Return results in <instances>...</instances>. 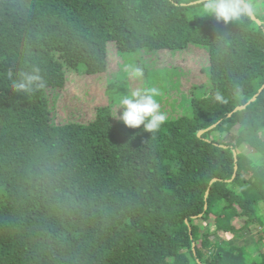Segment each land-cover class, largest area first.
Returning a JSON list of instances; mask_svg holds the SVG:
<instances>
[{
	"label": "trees",
	"instance_id": "obj_1",
	"mask_svg": "<svg viewBox=\"0 0 264 264\" xmlns=\"http://www.w3.org/2000/svg\"><path fill=\"white\" fill-rule=\"evenodd\" d=\"M205 3L0 0V264H264V10L225 24ZM109 41L126 53L207 46L208 92L155 132L113 122L109 103L56 123L55 54L86 53L102 73ZM33 68L44 86L16 91Z\"/></svg>",
	"mask_w": 264,
	"mask_h": 264
},
{
	"label": "rangeland",
	"instance_id": "obj_2",
	"mask_svg": "<svg viewBox=\"0 0 264 264\" xmlns=\"http://www.w3.org/2000/svg\"><path fill=\"white\" fill-rule=\"evenodd\" d=\"M251 2L255 10L258 8L264 10V6L261 5L264 4V0ZM83 57H87V54L80 51L54 56V61L58 62L54 71L66 73V81L62 88L46 89L48 107L56 123H65L69 120L86 122L93 118L97 106L108 103L111 107L112 121L123 122L119 119L123 111L121 100L130 97L135 90L153 88L158 93L154 99L167 118L182 116L188 113L190 97L205 95L210 87L208 47L203 45L191 44L181 50L140 49L126 53L117 50L115 44L109 41L106 46L107 68L102 73L89 70L83 62ZM138 64L146 69L145 75L141 78L131 75ZM107 88L108 92L105 93ZM234 132L233 129L226 133L223 140L233 141ZM243 174L247 177L250 174L249 169L245 168ZM260 212L264 216L263 203ZM244 222V217H235L231 219L230 224L240 229ZM197 224L199 237L205 226L203 221ZM262 227L263 225L255 224L250 230L247 228L245 235L247 238H258ZM221 234L225 238L233 236V233L229 232ZM256 240L258 245L262 246L264 239Z\"/></svg>",
	"mask_w": 264,
	"mask_h": 264
},
{
	"label": "clouds",
	"instance_id": "obj_3",
	"mask_svg": "<svg viewBox=\"0 0 264 264\" xmlns=\"http://www.w3.org/2000/svg\"><path fill=\"white\" fill-rule=\"evenodd\" d=\"M204 10L214 14L218 21L223 20L225 24L243 17L251 18L255 14V6L251 0H206ZM131 75L141 78L143 70L136 68ZM9 77L11 78V73ZM43 86L44 81L38 68H33L30 72H21L19 79L13 81V88L16 91L31 92ZM157 94L154 88L133 91L130 97L121 100L123 111L119 119L128 127L136 128L143 125L145 130L155 132L167 119L154 99ZM217 99L220 97L217 96Z\"/></svg>",
	"mask_w": 264,
	"mask_h": 264
},
{
	"label": "bare ground",
	"instance_id": "obj_4",
	"mask_svg": "<svg viewBox=\"0 0 264 264\" xmlns=\"http://www.w3.org/2000/svg\"><path fill=\"white\" fill-rule=\"evenodd\" d=\"M216 53V52H215ZM215 66V65H214Z\"/></svg>",
	"mask_w": 264,
	"mask_h": 264
}]
</instances>
